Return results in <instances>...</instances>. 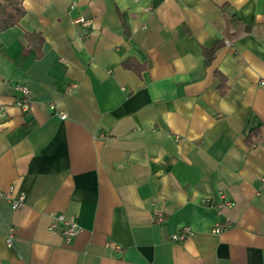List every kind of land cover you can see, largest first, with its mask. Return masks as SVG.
<instances>
[{"label": "crops", "instance_id": "0c3cea01", "mask_svg": "<svg viewBox=\"0 0 264 264\" xmlns=\"http://www.w3.org/2000/svg\"><path fill=\"white\" fill-rule=\"evenodd\" d=\"M21 2L0 31V192L24 201L0 196V264H264V0Z\"/></svg>", "mask_w": 264, "mask_h": 264}, {"label": "built area", "instance_id": "2783aa9c", "mask_svg": "<svg viewBox=\"0 0 264 264\" xmlns=\"http://www.w3.org/2000/svg\"><path fill=\"white\" fill-rule=\"evenodd\" d=\"M78 0H69V8L72 9L76 5ZM73 23L79 24L82 27H89L91 24V19L83 15H78L72 19ZM260 84L264 85V80H260ZM14 88L20 93V96L16 99L15 104L18 108L25 111L28 109L30 102V91L28 87L24 84L17 83L14 85ZM53 108V105H50ZM6 115V108L3 104L0 103V117ZM60 117L64 118L65 113H61ZM12 187L9 188L7 192H0V196L5 197L9 200L13 208L20 206L24 201V194L17 193L16 195H11ZM219 200L216 203L218 210L223 206L230 207L233 203L226 198L224 193H219ZM163 215L160 211L154 210L153 220L155 222H160L163 220ZM231 226V221L225 219L224 221L214 225L211 228V231L214 233H219ZM50 229L58 231L65 241H70L80 230L77 222L72 217H67L63 213H58L55 215L53 222L50 225ZM192 233L189 226H183L176 232L172 233L171 239L173 241H182L187 236ZM6 243L10 244V237L6 238Z\"/></svg>", "mask_w": 264, "mask_h": 264}, {"label": "trees", "instance_id": "16d2710c", "mask_svg": "<svg viewBox=\"0 0 264 264\" xmlns=\"http://www.w3.org/2000/svg\"><path fill=\"white\" fill-rule=\"evenodd\" d=\"M24 15V8L22 6L21 0H0V31L4 30L8 27L14 26L18 24L20 18ZM41 41V40H39ZM40 43V42H39ZM215 47V46H214ZM212 48V50L214 49ZM212 50H208V55L206 56V61L210 59L212 55ZM122 66L124 68L135 71L136 73H140L143 69V65L136 62L134 59L127 58L122 62ZM224 79L221 78V82ZM225 87L220 89V91H224ZM256 132H252L248 139L252 140L253 135Z\"/></svg>", "mask_w": 264, "mask_h": 264}]
</instances>
